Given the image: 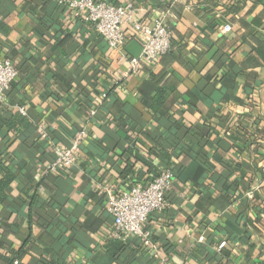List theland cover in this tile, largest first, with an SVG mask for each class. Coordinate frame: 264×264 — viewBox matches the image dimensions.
I'll use <instances>...</instances> for the list:
<instances>
[{
    "label": "crops",
    "instance_id": "obj_1",
    "mask_svg": "<svg viewBox=\"0 0 264 264\" xmlns=\"http://www.w3.org/2000/svg\"><path fill=\"white\" fill-rule=\"evenodd\" d=\"M95 1L163 19L170 51L132 73L131 30L112 50L57 0H0V61L18 72L0 105V264H264V0ZM78 133L76 166L48 173ZM160 169L177 176L152 247L113 241L105 190Z\"/></svg>",
    "mask_w": 264,
    "mask_h": 264
},
{
    "label": "built area",
    "instance_id": "obj_2",
    "mask_svg": "<svg viewBox=\"0 0 264 264\" xmlns=\"http://www.w3.org/2000/svg\"><path fill=\"white\" fill-rule=\"evenodd\" d=\"M58 5L74 14L84 22L91 24L95 33L101 37L112 50L121 49L126 42V29H129L141 43L140 58L129 60L130 70L136 73L140 68V60L145 63H156L171 49L173 32L163 19L148 25L135 18L136 8L132 4L113 6L95 0H57ZM231 31L230 25H224L217 31L223 35ZM18 75L15 65L7 60L0 61V103L6 101V93ZM102 99L105 98L103 94ZM17 112L25 116L24 108ZM84 133L74 136L69 146H56L55 158L45 169L55 173L60 168L76 166L84 142ZM174 184L170 170L160 169L157 176L148 184H135L129 191L114 192L105 190L107 195V212L113 221L112 238L125 242L129 237H136L147 248L152 247L151 234L147 229L148 219L154 213L163 212L168 206L167 196ZM224 243L219 248L224 247ZM155 257L163 263L159 250Z\"/></svg>",
    "mask_w": 264,
    "mask_h": 264
},
{
    "label": "trees",
    "instance_id": "obj_3",
    "mask_svg": "<svg viewBox=\"0 0 264 264\" xmlns=\"http://www.w3.org/2000/svg\"><path fill=\"white\" fill-rule=\"evenodd\" d=\"M58 4V3H57ZM58 7H59V9H60V11L61 10H63L59 5H58ZM13 84V83H12ZM12 86V85H11ZM11 88V87H10ZM9 91H10V89H9ZM8 91V92H9ZM8 92H7V94H8ZM6 100H7V95H6ZM6 102V101H5ZM0 105H1V103H0ZM17 114L20 116V117H25V116H22V115H20L18 112H17ZM19 121H21V124H22V126H25V120H23V119H21V120H19ZM0 126H1V124H0ZM0 171L3 173V175H4V177H5V180L4 181H2V180H0V194H1V196L4 198V193H3V190L6 188V186H9L10 185V183H11V180H12V176H11V171L9 170V166H6L5 164H4V162H1L0 161ZM172 174H173V177H175V176H177L176 175V173H173L172 172ZM157 176V175H156ZM0 196V197H1ZM258 210V213H260L261 212V210L260 209H257ZM113 241H115V242H118V243H120V244H122V245H124V243L127 241H125V242H122V241H119V240H116V239H113Z\"/></svg>",
    "mask_w": 264,
    "mask_h": 264
}]
</instances>
